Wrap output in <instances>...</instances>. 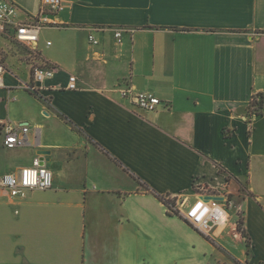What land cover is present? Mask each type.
<instances>
[{"label":"crops","instance_id":"crops-1","mask_svg":"<svg viewBox=\"0 0 264 264\" xmlns=\"http://www.w3.org/2000/svg\"><path fill=\"white\" fill-rule=\"evenodd\" d=\"M10 1L26 21L41 4ZM63 2L57 24L40 31L38 57L0 34V173L42 150L53 171V187L25 199L0 189V264H194L186 248L197 231L158 195L198 193L231 203L210 260L223 259L221 247L264 264V100L259 114L250 106L264 97V0ZM43 62L55 75L36 94L25 85ZM126 86L158 96V109L123 98ZM8 121L30 127L23 144L2 143Z\"/></svg>","mask_w":264,"mask_h":264},{"label":"built area","instance_id":"built-area-1","mask_svg":"<svg viewBox=\"0 0 264 264\" xmlns=\"http://www.w3.org/2000/svg\"><path fill=\"white\" fill-rule=\"evenodd\" d=\"M64 8L63 0H41L38 13L29 17V20L26 21L17 18L19 8L15 3L10 0H0V34L25 43L31 52L37 54L36 45L40 31L57 24L56 21L52 20V16H56ZM99 29H104V27H94V30ZM123 32L124 30L121 28L114 29V36L118 43H122ZM88 37L91 44L98 45L100 43L93 33H90ZM50 44L49 41L48 45ZM6 72V65L0 61V90L4 86ZM54 75L55 67L53 65L47 63L36 65L32 69L31 82L25 87L36 94L41 93L46 81ZM77 78L76 75L71 74L69 76L68 89H78ZM121 95L123 98H131L140 108L151 112L156 111L161 103L158 96L151 93V91H135L131 86L122 88ZM1 129L3 132L2 143L7 148L23 144L27 140L30 131L28 125L10 121L2 124ZM51 187H53V171L46 166L42 158L35 157L32 164L24 166L16 172L0 173V189L8 191L12 198L22 200L33 189L45 190ZM204 196L205 193H198L194 198L174 201L173 210L189 222L197 232L215 240L213 230L227 221L231 203L226 197H224V200L212 198L205 200ZM165 199L169 200L168 198Z\"/></svg>","mask_w":264,"mask_h":264},{"label":"rangeland","instance_id":"rangeland-1","mask_svg":"<svg viewBox=\"0 0 264 264\" xmlns=\"http://www.w3.org/2000/svg\"><path fill=\"white\" fill-rule=\"evenodd\" d=\"M10 46L11 43L7 42ZM16 45L15 46H19L21 50H25L28 51V46L25 45V43H17V42H13ZM15 48V47H14ZM21 70L24 72V74H28V67H24V65L22 66ZM243 219L241 210L237 211V216H236V221H237V226H238V221ZM186 221V220H185ZM186 223L189 225V227L193 228L192 225L186 221ZM194 229V228H193ZM193 234V240L190 241L187 244V260L190 262H193L194 264H206L207 260H210L211 258V246L213 245L212 242L216 243V240H212L209 237L204 236L203 234L199 233V232H195L192 231ZM199 236H203V238L206 240V238H209L208 242H205L203 240H201L199 238ZM207 254V255H206ZM221 255L223 257V259H218L216 261H211L210 264H221L222 262L224 264H233L230 260V258L228 256H226L225 253L221 252Z\"/></svg>","mask_w":264,"mask_h":264},{"label":"trees","instance_id":"trees-1","mask_svg":"<svg viewBox=\"0 0 264 264\" xmlns=\"http://www.w3.org/2000/svg\"><path fill=\"white\" fill-rule=\"evenodd\" d=\"M5 37H7V36H5ZM7 38H9V37H7ZM9 40H12V41H15V42H19V41H16V40L12 39V38H9ZM26 52H27V56H29L31 58L32 57L36 58V57L39 56V54H35V53L31 52V50L29 48H28V51H26ZM263 100H264V97H263L262 94H255V95H253L252 100L250 102V106L253 109V110L251 109L252 110V113H254V114L261 113L262 107H263ZM155 194L157 195V193H155ZM158 196L164 201V203L168 207V210H167L168 211V214H178L176 211L173 210V207L175 206L174 201L167 200V199L164 198V196H161V195H158ZM237 229L242 233L243 237H245L246 243H247L246 244L247 251L250 254L251 253V251H250L251 241L249 240L248 234H246L245 230L243 229V219L242 220L240 219L238 221V227H237ZM219 249L222 250V252L225 253L226 256H228L230 258V260H231V262L233 264H242L241 261L237 260L236 258H233L230 254H228L226 250L222 249L221 247H219Z\"/></svg>","mask_w":264,"mask_h":264},{"label":"water","instance_id":"water-1","mask_svg":"<svg viewBox=\"0 0 264 264\" xmlns=\"http://www.w3.org/2000/svg\"><path fill=\"white\" fill-rule=\"evenodd\" d=\"M49 153V151L46 150H42L39 151L38 154L43 156L42 158L44 159L45 162H47V158H45V156ZM205 200H209L210 198L215 199V200H224L223 196H212V195H205L204 196Z\"/></svg>","mask_w":264,"mask_h":264}]
</instances>
